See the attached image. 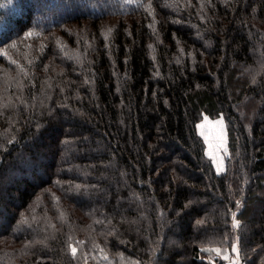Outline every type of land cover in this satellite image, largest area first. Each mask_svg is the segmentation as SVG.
<instances>
[{
  "label": "trees",
  "instance_id": "1",
  "mask_svg": "<svg viewBox=\"0 0 264 264\" xmlns=\"http://www.w3.org/2000/svg\"><path fill=\"white\" fill-rule=\"evenodd\" d=\"M19 156L0 264H264V0H0V177Z\"/></svg>",
  "mask_w": 264,
  "mask_h": 264
},
{
  "label": "rangeland",
  "instance_id": "2",
  "mask_svg": "<svg viewBox=\"0 0 264 264\" xmlns=\"http://www.w3.org/2000/svg\"><path fill=\"white\" fill-rule=\"evenodd\" d=\"M44 10L45 9H43V11ZM73 123H74L73 119H68L67 124L69 126H72ZM197 132L204 140L205 147H206L205 149L206 155L213 162L214 168L217 171V173H221L224 170L225 159L228 156L226 129H225V125H224L222 117H218L216 119H210L206 116H203L202 120L197 124ZM31 149L35 151L34 147H31ZM39 150L43 152L47 151V149L43 150L40 148ZM37 161L40 162L44 160L41 159V157H37ZM24 163L25 161L24 159H22V157L20 156L17 157L15 162L11 164L10 169L6 173V175L0 177L1 179L0 180V191L1 192H5L6 185L10 184L14 180V177H15L14 175L17 170L23 169L22 171L24 172V174L30 173L31 169L25 166L26 164ZM223 259H224V264H241L238 254L233 253L232 250H231V254L225 255ZM97 264H102V262L97 263ZM103 264H106V263H103Z\"/></svg>",
  "mask_w": 264,
  "mask_h": 264
},
{
  "label": "snow or ice",
  "instance_id": "3",
  "mask_svg": "<svg viewBox=\"0 0 264 264\" xmlns=\"http://www.w3.org/2000/svg\"><path fill=\"white\" fill-rule=\"evenodd\" d=\"M205 119H207V118H205ZM218 123H219V122H218ZM237 206H238V205H237ZM233 221H234L233 226H234V227H239L238 223L235 222V214H234V216H233ZM76 252H77V249H76L75 247H71V253H72L73 256L76 255ZM232 252L238 254V248L235 247V246H233V247H232Z\"/></svg>",
  "mask_w": 264,
  "mask_h": 264
}]
</instances>
